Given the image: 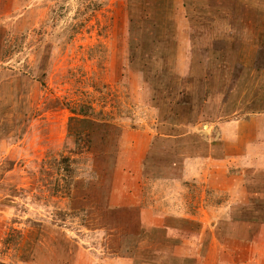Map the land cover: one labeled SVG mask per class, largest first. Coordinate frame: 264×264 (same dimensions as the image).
Listing matches in <instances>:
<instances>
[{"label": "rangeland", "instance_id": "rangeland-1", "mask_svg": "<svg viewBox=\"0 0 264 264\" xmlns=\"http://www.w3.org/2000/svg\"><path fill=\"white\" fill-rule=\"evenodd\" d=\"M249 117L264 142V0H0V264H158L167 225L204 253L214 223L158 218L155 194L226 202L172 179L218 151V123ZM255 154L243 174L257 212L237 214L264 225V145ZM220 226L237 264H264V243Z\"/></svg>", "mask_w": 264, "mask_h": 264}, {"label": "crops", "instance_id": "crops-1", "mask_svg": "<svg viewBox=\"0 0 264 264\" xmlns=\"http://www.w3.org/2000/svg\"><path fill=\"white\" fill-rule=\"evenodd\" d=\"M249 118L242 120V122L218 123L217 135L219 140L217 144H220V146L218 145V151H210L208 154H203L195 158H186L183 162L185 165L182 168L181 177L172 179L175 184L179 185L192 184L196 181L203 182L204 187L201 192V199L204 200L206 196L209 199L210 194H222V191H224V194L229 196L226 202H223L221 199H216L212 203L210 201V205L207 204L205 207L203 202L199 204L194 202V205H190L189 208L180 200L182 197L190 194L184 188L169 192L163 190V195L158 191L155 194V201L160 204L163 213H156L158 218L168 219L173 214L182 221H186L185 218H190L197 222H203V224L201 223L202 225L204 223H214L213 227H216L214 232L210 234L206 251L204 253L198 251V246L202 242L200 235L198 236L197 243L195 241L196 250L190 246L193 241L185 240L178 242L165 235L163 241L159 242V246H155V249L148 253L149 258L160 259L164 257V262L162 261L158 264H166L167 259L169 260V264H174L175 257L179 255V264H184L186 262L183 258H188L191 255L196 260L190 264H224L225 261L228 264H237L232 249L228 250L222 246L223 240L220 238L222 233L216 230L218 227H221L220 225L222 227L227 225V235H229L232 243L243 244L249 249L255 248V246L257 248L259 247V249L262 248V244L260 243H264V239L258 237L264 235V225L262 223L257 224L256 221L251 222L245 218L241 219L237 214L241 211V209L238 210L240 207L249 208L250 210V206L247 205L249 192L243 172L245 169L257 167L259 155L255 154V148L257 145H264L263 141H257L255 139L256 118ZM211 146L215 147V145ZM219 171H224V174L220 177L217 174H213V172ZM258 193H260V190L252 192V194ZM191 194L194 195L193 193ZM158 206L156 205V207ZM196 210H201L200 213L203 215H198ZM251 223L259 225L261 233L258 231L259 228H253ZM167 226L170 227L169 225ZM256 234H258V237H256ZM154 244L156 245L158 243ZM173 248H178L177 252H173ZM250 262L252 261L246 260L239 264H248ZM153 263L156 262H148V264ZM254 263L258 264L256 261Z\"/></svg>", "mask_w": 264, "mask_h": 264}, {"label": "trees", "instance_id": "trees-1", "mask_svg": "<svg viewBox=\"0 0 264 264\" xmlns=\"http://www.w3.org/2000/svg\"><path fill=\"white\" fill-rule=\"evenodd\" d=\"M130 1L131 0H128V2L130 3ZM155 23L157 24V21H155ZM158 28V25H156V29ZM166 36V35H165ZM156 40H158V41H162L163 43H164V45H165V52H167L168 51V45L170 44V42H171V40H169V38H168V36H166L165 38H163L162 36H159V34H157L156 35ZM154 41V40H153ZM153 43H155V42H153ZM132 46V45H131ZM167 50V51H166ZM133 51V55H131L133 58V60L134 59H136V57L138 56L137 55V51H135L134 50V48H132L131 49V52ZM134 51H135V53H134ZM166 72L165 71H162V75L164 76H166ZM162 75H160V76H162ZM184 93V90H181L180 91V94H183ZM83 105H79V108H76V107H71L69 110L73 113V114H77V115H81V116H83V117H88V115H89V113H87V111L86 110H84L83 109ZM95 120V119H94ZM87 139H88V137H87ZM88 141L90 142V139H88ZM62 161H60V164L61 165H65L67 168H68V162L70 161V156H65V157H63L62 159H61ZM67 168H64V170L65 171H68V169ZM247 210H249V208H241V211H247ZM250 210L251 211H253L254 213L255 212H257V209H256V207H254V208H250ZM166 228V230H165V232L168 234L167 236H168V238L170 237V238H173V239H175V240H177L178 242H180V241H185V240H187V241H197L198 240V236H199V234L198 233H196V232H193V231H191V232H187V230L186 229H184V228H180V227H177V228H172V227H168V226H166L165 227ZM258 231H260V229L258 230ZM178 247V246H177ZM177 250H178V248H173V252H177ZM178 255V254H177ZM199 256V255H198ZM176 259H175V263L174 264H179V255L177 256V257H175ZM179 258V259H178ZM183 260H185V262L186 263H184V264H190V263H193L196 259L193 257V256H191V255H189L188 256V258H183ZM177 261V262H176Z\"/></svg>", "mask_w": 264, "mask_h": 264}]
</instances>
